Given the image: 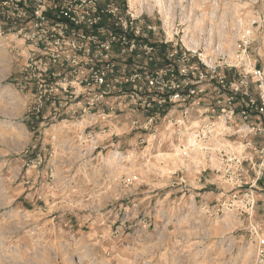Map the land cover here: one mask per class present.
Instances as JSON below:
<instances>
[{"label": "built area", "instance_id": "obj_1", "mask_svg": "<svg viewBox=\"0 0 264 264\" xmlns=\"http://www.w3.org/2000/svg\"><path fill=\"white\" fill-rule=\"evenodd\" d=\"M35 1L36 17L51 25L49 63L62 66L67 79L43 93H67V121L60 122L78 129L62 146L66 162L76 154L83 171L118 164L117 172L122 163L136 161L133 150L119 148L129 136L113 129L123 115L130 129L155 131L146 140L139 137L146 143L143 158L156 142L161 155L178 162L171 174L181 177L182 198L190 191L193 202L200 197L198 207L188 208L196 216L186 224L180 219L173 231L149 232L143 225L125 234L128 214L114 231L107 213L101 215L99 226L131 250L129 264H244L247 251L251 264H264V220L247 224L238 250L222 248L231 253L224 259L214 255L208 231L199 229L231 213L250 217L264 177V0ZM47 71L45 65L38 70L41 83ZM69 170L58 173L68 179ZM202 175L227 187L211 207L199 193L202 187L186 188V176ZM98 188L106 194L103 183ZM96 264L110 263L101 257Z\"/></svg>", "mask_w": 264, "mask_h": 264}, {"label": "rangeland", "instance_id": "obj_2", "mask_svg": "<svg viewBox=\"0 0 264 264\" xmlns=\"http://www.w3.org/2000/svg\"><path fill=\"white\" fill-rule=\"evenodd\" d=\"M37 5L35 0L26 3L0 0V264H96L101 257L107 258L110 264L116 261L129 264L131 250L123 249L124 240L110 236L109 228L99 226L97 220L101 215L107 213L105 217L114 231L128 214L123 228L125 234L143 225L149 232L173 231L180 219L186 224L196 216L197 211L188 208L194 203L198 207L200 197L193 202L195 191H190L182 198L181 177L171 174L178 162L170 154L161 155L155 149L156 142L154 151L143 158L146 143L140 142L139 137L146 140L155 131L153 127L147 131L130 129L123 115L121 125L113 129L129 136L128 145H119V148L133 150L136 161L122 163L117 172L118 164H109L107 168L90 166L83 171L80 169L83 161L76 154L66 162L62 146L78 129L67 128V122H60L67 121V93L60 89L54 95L43 93L54 82L64 84L67 79L62 66L49 63L52 60L49 55L54 51L51 50V25L36 17ZM44 13L46 18L51 16L50 12ZM38 35L42 36L40 42ZM226 36L230 40V34ZM38 59H42L40 67L34 65ZM43 65L48 70L45 83L36 77ZM37 105L41 106L38 112ZM54 106L57 110H53ZM154 112L160 116L162 110L157 108ZM156 131L157 141L160 128ZM106 151L109 149L103 150L104 155ZM64 167L70 169L68 179L67 175L58 173ZM209 177L186 176L185 181L186 188L192 190L206 184L205 189L211 190L202 188L199 193H211L209 199L204 196L208 200L205 203L211 207L224 199L217 193L226 191L227 187L220 178L214 181ZM102 183L105 195L98 188ZM257 187L260 190L255 192L256 202L250 217L238 218L231 213L210 227L201 224L199 229L208 231L210 242H214V255L228 258L227 254L231 253L222 248L230 244L238 250L247 224L264 220V206L258 201L264 198L261 196L264 177ZM32 219L30 226L23 229L25 221ZM183 224L180 229H186ZM247 252L244 264H251V254Z\"/></svg>", "mask_w": 264, "mask_h": 264}, {"label": "bare ground", "instance_id": "obj_3", "mask_svg": "<svg viewBox=\"0 0 264 264\" xmlns=\"http://www.w3.org/2000/svg\"><path fill=\"white\" fill-rule=\"evenodd\" d=\"M169 156H171V154H170ZM172 156H173V155H172ZM173 157H174V156H173ZM70 177H71V175H70ZM68 193H69V192H68ZM104 195H105V194H104ZM69 196H70V195H69ZM98 197H99V196H98ZM95 210H96V209H95ZM97 211H98V210H97ZM33 215H34V214H33ZM33 215H31V217H32ZM34 217H35V215H34ZM28 220H29V218H28ZM31 222H33V219L30 220V221H25V227H23V229H24V228H28L27 226H30L29 223H31ZM43 224H44V223H43ZM19 226H21V225L19 224ZM21 227H22V226H21ZM21 227H20V228H21ZM32 228H34V231H35V229H36L35 226H33ZM23 229H22V230H23ZM32 230H33V229L27 231V233L29 234V232H32ZM24 231H25V230H24ZM30 235H31V234H30ZM34 235H35V234H34ZM247 259H248V254H246V255L244 256V260H247Z\"/></svg>", "mask_w": 264, "mask_h": 264}, {"label": "crops", "instance_id": "obj_4", "mask_svg": "<svg viewBox=\"0 0 264 264\" xmlns=\"http://www.w3.org/2000/svg\"><path fill=\"white\" fill-rule=\"evenodd\" d=\"M203 186H202V188H206V184H202ZM205 190H211V189H205ZM262 191L264 192V189H262ZM206 195V197H207V199H209L208 198V196H210L211 195V193H204V196ZM261 196H263L264 197V193L261 195ZM258 201H261V204H262V206H264V198L262 199V198H258ZM263 216H264V213H263Z\"/></svg>", "mask_w": 264, "mask_h": 264}]
</instances>
